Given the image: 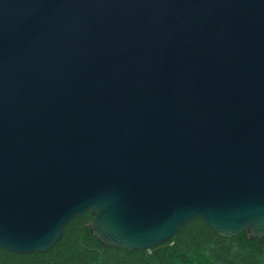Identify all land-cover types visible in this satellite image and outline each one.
Masks as SVG:
<instances>
[{
	"label": "water",
	"instance_id": "1",
	"mask_svg": "<svg viewBox=\"0 0 264 264\" xmlns=\"http://www.w3.org/2000/svg\"><path fill=\"white\" fill-rule=\"evenodd\" d=\"M85 213L128 250L264 236V0H0V248Z\"/></svg>",
	"mask_w": 264,
	"mask_h": 264
},
{
	"label": "trees",
	"instance_id": "2",
	"mask_svg": "<svg viewBox=\"0 0 264 264\" xmlns=\"http://www.w3.org/2000/svg\"><path fill=\"white\" fill-rule=\"evenodd\" d=\"M90 213L73 218L62 238L45 252L16 253L0 248V264H264V236L243 231L219 235L200 219L150 249L105 246L89 228Z\"/></svg>",
	"mask_w": 264,
	"mask_h": 264
}]
</instances>
